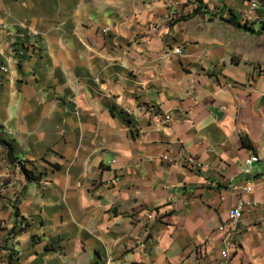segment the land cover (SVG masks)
<instances>
[{
    "label": "crops",
    "instance_id": "0c3cea01",
    "mask_svg": "<svg viewBox=\"0 0 264 264\" xmlns=\"http://www.w3.org/2000/svg\"><path fill=\"white\" fill-rule=\"evenodd\" d=\"M200 1L0 0L11 32L39 33L19 56L0 32V134L18 158L0 144V264H221L245 185L264 200V35L228 21L259 31L264 10ZM235 233L230 264H264L261 211Z\"/></svg>",
    "mask_w": 264,
    "mask_h": 264
},
{
    "label": "built area",
    "instance_id": "2783aa9c",
    "mask_svg": "<svg viewBox=\"0 0 264 264\" xmlns=\"http://www.w3.org/2000/svg\"><path fill=\"white\" fill-rule=\"evenodd\" d=\"M244 1L250 6L249 13H247L248 16L251 14L257 13L260 10H264V0H244ZM0 28L2 30H7V28L9 27L0 22ZM19 29H20L19 38L21 42L17 43L19 46L17 44L14 45V50L18 52L19 56H23L24 51L28 47L26 45H29V40L38 38L39 33L34 28L30 27L27 24H21ZM27 38L29 40H27ZM175 53L177 55H183V50L178 49L175 51ZM2 71L7 73L8 69L3 68ZM162 160H164L167 163L177 165V161L174 159H171L168 155H164ZM258 161H259L258 156L248 157L244 161L242 172L246 175L251 174L253 164ZM115 163H116V160L111 162V164H115ZM193 163L197 168L209 167L208 164H205L204 162L200 160H194ZM121 179H122V175L118 173L115 175V177L111 181L108 182L107 185L108 186L116 185L120 183ZM254 186L255 185L253 182H249L245 185V187L243 188V196L238 200L236 205L233 208H231L229 211L228 221L218 227V233L222 236L221 237L222 248L220 252L221 264H230L231 262V258H232L234 250L236 249V243H237L236 236H235L236 227L243 220L244 214L246 211L259 209L262 213V221L264 222V200L263 201H246L244 199V195L250 194L253 192ZM147 217L151 219L152 215L148 214Z\"/></svg>",
    "mask_w": 264,
    "mask_h": 264
},
{
    "label": "trees",
    "instance_id": "16d2710c",
    "mask_svg": "<svg viewBox=\"0 0 264 264\" xmlns=\"http://www.w3.org/2000/svg\"><path fill=\"white\" fill-rule=\"evenodd\" d=\"M197 3L200 5L199 9H202L201 6L203 4L202 1L200 0H196ZM263 11V10H261ZM200 11L197 10L195 11L192 15H191V19L197 17L199 15ZM230 24L236 26L239 29H242L248 33H251L252 35H264V22L261 23V27L259 29V31H256L255 29L249 27V24L246 25H242L241 23L235 21V20H231L228 21ZM3 129V126H0V132ZM0 144L4 147V149L6 150L9 159L13 162L16 163L18 162V158L16 157V152H15V145L14 142L11 141L9 138H7L5 135H1L0 134ZM22 167V172L26 177V181L27 182H33V181H38L41 179V175H37L35 174L34 171H31L27 168L26 165H21Z\"/></svg>",
    "mask_w": 264,
    "mask_h": 264
},
{
    "label": "rangeland",
    "instance_id": "374dc122",
    "mask_svg": "<svg viewBox=\"0 0 264 264\" xmlns=\"http://www.w3.org/2000/svg\"><path fill=\"white\" fill-rule=\"evenodd\" d=\"M1 23H3V22H1ZM3 24H5V23H3ZM6 25V24H5ZM0 32L1 33H3L5 36H6V39L7 40H9V43L11 44L12 42H13V38L15 39V36L16 35H18L17 37L19 38V36H20V33L19 32H17V34L15 35L14 34V32H11L10 31V28H7V30H2L1 28H0ZM18 40V42H21V40H20V38L19 39H17ZM27 40H29L28 38H27ZM37 40V38H35V39H30L29 40V45L31 46L32 45V43L34 42V41H36ZM257 41H259V42H264V41H261V40H257ZM17 42V41H16ZM26 44V43H25ZM26 46H28V45H26ZM32 48V47H31ZM30 49V48H29ZM11 50H12V52L13 53H15V50H14V45L13 46H11ZM2 54V52L0 51V55ZM1 71H2V69H1ZM3 72V71H2ZM8 72H9V70H8ZM7 72V73H8ZM4 74H5V72H4ZM23 173V172H22ZM23 228V227H22ZM0 229H2V227L0 226ZM8 241H9V239H7L6 240V244L4 245H1L2 247H4L5 249H8L9 247H8Z\"/></svg>",
    "mask_w": 264,
    "mask_h": 264
}]
</instances>
